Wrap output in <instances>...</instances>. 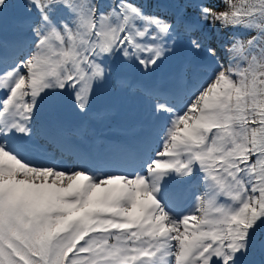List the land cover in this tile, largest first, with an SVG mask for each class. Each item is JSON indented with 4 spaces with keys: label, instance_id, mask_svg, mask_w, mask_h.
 I'll return each instance as SVG.
<instances>
[{
    "label": "snow or ice",
    "instance_id": "1",
    "mask_svg": "<svg viewBox=\"0 0 264 264\" xmlns=\"http://www.w3.org/2000/svg\"><path fill=\"white\" fill-rule=\"evenodd\" d=\"M223 2L24 0L19 35L0 41V264H237L264 225V0ZM216 25L258 35L233 38L226 64L209 45L208 79L187 66L116 79L145 105L142 134L96 150L62 118L68 104L87 114L124 65L154 72L181 33ZM197 169L206 190L178 215L185 194L165 181Z\"/></svg>",
    "mask_w": 264,
    "mask_h": 264
},
{
    "label": "rangeland",
    "instance_id": "2",
    "mask_svg": "<svg viewBox=\"0 0 264 264\" xmlns=\"http://www.w3.org/2000/svg\"><path fill=\"white\" fill-rule=\"evenodd\" d=\"M159 1L162 2V0ZM102 2L107 3L108 0H102ZM242 2L243 0H232V3L237 6H240ZM23 3L24 0H6L7 7L0 9V41L12 40L19 35V21ZM209 6L214 7L217 11L222 10L219 5L213 6V4H209ZM220 27L218 30H220ZM215 31L216 27L213 28L211 26H206L202 31L195 33L193 37L181 33L177 37L175 51L164 60V62H168L169 66L162 67L164 64L163 62L161 66L154 71L158 73L156 77H153L156 74L152 75V72H148L149 75L147 77L134 62L124 65L121 71L118 72V76H125L127 74L126 77L135 81L134 76L128 75L139 73L144 79L149 80V83L154 81H166L169 75L174 72L177 67L180 69L187 66L189 68L195 67L198 70V81L206 80L212 75V69L216 67V64L208 57L205 49L209 45L216 47L219 53V63L226 64L227 60L224 57L223 52L224 49L227 48V44H232L229 39L226 40L227 38H224L223 40L226 41L227 44L217 41L218 37L214 34ZM254 36H257V34L254 31H250L242 42H246ZM191 38H197L202 41L204 47L199 52H194L190 49L189 40ZM221 45L224 47L222 48ZM162 69L164 70V75L159 76ZM136 70L139 72H136ZM117 78V76L113 75L109 84L97 86L93 90L87 114L80 113L79 110L71 104H68L62 113V118L69 125H73L71 122H75L76 126L81 127L83 130V136L81 138L82 142L90 144L96 150L103 151L106 145L109 146L123 143L142 134L147 119V113L143 101L137 95L118 89L116 86ZM137 83L143 84L142 82ZM5 95L6 92L0 90V98H3ZM101 145H103V149L101 148ZM158 145L159 143L153 140V150L155 147H158ZM57 158L59 159V156ZM64 159L67 160L68 157L65 156ZM104 171H110L113 172V174L123 172V170L117 171L113 169H105ZM137 171H140L142 174L144 172L142 168H138ZM96 174L98 176L101 175V173ZM132 175H135V173L133 172ZM177 178H179V176ZM178 182L179 184H177V187H180L178 191L185 194L184 199L178 207L179 210L180 208L189 205H192L193 207L196 203V196L202 195L207 187L204 174L199 171V169H197L191 177H181ZM165 184L171 186L169 182H166ZM181 187L184 190H182ZM172 190L176 191L177 189L174 190L173 187ZM219 201L221 203H230V201L226 200L224 197H219ZM187 208L188 207H186V209ZM255 234H264V225L259 227L253 235ZM253 235L251 238L252 243L250 242L247 248L253 245L256 252H254V250L252 252L246 251L243 255L239 256L237 264H254L253 259H264V246L262 244H257ZM173 243H175V241H173ZM171 259H173L174 264V258Z\"/></svg>",
    "mask_w": 264,
    "mask_h": 264
},
{
    "label": "trees",
    "instance_id": "3",
    "mask_svg": "<svg viewBox=\"0 0 264 264\" xmlns=\"http://www.w3.org/2000/svg\"><path fill=\"white\" fill-rule=\"evenodd\" d=\"M139 2L144 4V6L146 8H149L148 9L149 11H156L157 10L155 8L156 7V3L157 2H161V1H159V0H139ZM209 4H213V6L219 5V6H221L220 7L221 9L224 8V3H223L222 0H210ZM219 27H220V25H216V31H215L214 34L216 35V37H218L217 41H220V43H223V44H227L226 41H223L224 38H227L226 40L229 39V41H231V43H233V38H236V39H238L240 41H243L246 38V36L249 34L250 31H254L258 35V31L255 30V29H246L244 27H237V28L229 27V28L225 29V28L220 27V30H218ZM229 45L230 44H227V47H229ZM231 45H230V47H231ZM168 66H169L168 62L166 61V62H164L162 67H168ZM176 70H178V67L176 68ZM163 71L164 70L162 69L161 73L159 74V76H163L164 75ZM136 72H139V71L136 70ZM145 74L148 77L149 73H145ZM153 74H156L153 77H156L158 75V73H156V72H152V75ZM114 75L117 76L118 78L120 77V75L118 76V72L114 73ZM125 76H127V74ZM128 76H134L136 82H142L143 84H148L149 83V80L144 79L139 73L138 74H131V75H128ZM71 124L75 125L76 123L75 122H71ZM253 236H254V240L256 241L257 244H262L264 246V234H259V235L255 234ZM253 250H254V252H256L255 251V247L253 245H251L249 248H247L246 251L252 252ZM253 262H254V264H264V259L256 258V259H253Z\"/></svg>",
    "mask_w": 264,
    "mask_h": 264
},
{
    "label": "bare ground",
    "instance_id": "4",
    "mask_svg": "<svg viewBox=\"0 0 264 264\" xmlns=\"http://www.w3.org/2000/svg\"><path fill=\"white\" fill-rule=\"evenodd\" d=\"M108 147V145H106L105 146V149ZM104 149V150H105ZM153 155H154V153H153ZM162 159H164V160H167L168 159V157H163ZM116 174V173H115ZM118 174H123V172L122 173H119L118 172ZM176 178H177V175L175 174V173H173L172 175H171V178L170 179H168V181L167 182H169L170 184H171V186H169L168 184H166V188H168L169 190H172V188L173 187H175V185H176V187H177V184H179V182H177L176 181ZM170 180V181H169ZM171 182H173L175 185H173ZM166 183V182H165ZM180 188V187H179ZM179 188L177 187V190L176 191H178L179 190ZM182 188V187H181ZM182 190H184L183 188H182ZM191 200V199H190ZM189 200V201H190ZM189 205V204H188ZM183 206H185V205H183ZM182 206V207H183ZM186 207H188L187 209H186ZM190 209H192V205H189V206H185L184 208H180V210H179V208L176 210L177 211V214L178 215H180V214H183V213H185V212H187V211H189Z\"/></svg>",
    "mask_w": 264,
    "mask_h": 264
},
{
    "label": "water",
    "instance_id": "5",
    "mask_svg": "<svg viewBox=\"0 0 264 264\" xmlns=\"http://www.w3.org/2000/svg\"><path fill=\"white\" fill-rule=\"evenodd\" d=\"M157 148H159V145H158V147H155V149H157ZM155 149L153 151H155Z\"/></svg>",
    "mask_w": 264,
    "mask_h": 264
}]
</instances>
